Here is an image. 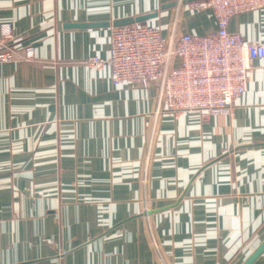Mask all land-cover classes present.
Masks as SVG:
<instances>
[{
    "label": "crops",
    "instance_id": "0c3cea01",
    "mask_svg": "<svg viewBox=\"0 0 264 264\" xmlns=\"http://www.w3.org/2000/svg\"><path fill=\"white\" fill-rule=\"evenodd\" d=\"M200 1L0 0L36 55L0 64V264H243L264 241V58L233 115L208 120L158 115L155 87L85 64L119 19L216 31ZM93 23L110 26L69 28ZM229 31L264 44V8Z\"/></svg>",
    "mask_w": 264,
    "mask_h": 264
},
{
    "label": "built area",
    "instance_id": "2783aa9c",
    "mask_svg": "<svg viewBox=\"0 0 264 264\" xmlns=\"http://www.w3.org/2000/svg\"><path fill=\"white\" fill-rule=\"evenodd\" d=\"M196 7L213 11L216 31L164 39L159 28L147 24L112 27L108 57H90L85 64L96 70L108 67L114 87H155L158 115L232 116L255 61L264 58V44L231 33L229 25L239 14L264 8V0H202ZM18 48L11 25L0 24V64L35 62L33 47L21 55Z\"/></svg>",
    "mask_w": 264,
    "mask_h": 264
},
{
    "label": "water",
    "instance_id": "95a60500",
    "mask_svg": "<svg viewBox=\"0 0 264 264\" xmlns=\"http://www.w3.org/2000/svg\"><path fill=\"white\" fill-rule=\"evenodd\" d=\"M149 18H151V15L137 17V18H125V19H119L117 21H114L112 26L114 28L117 27H124V26H130L135 24H144ZM109 23H93V24H72L69 25V28H93V27H109ZM264 253V241L257 247V249L250 255V257L243 263V264H253L262 254Z\"/></svg>",
    "mask_w": 264,
    "mask_h": 264
}]
</instances>
